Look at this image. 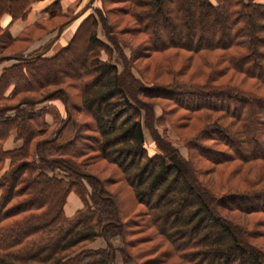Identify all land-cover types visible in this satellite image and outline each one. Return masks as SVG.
Wrapping results in <instances>:
<instances>
[{"label":"trees","instance_id":"16d2710c","mask_svg":"<svg viewBox=\"0 0 264 264\" xmlns=\"http://www.w3.org/2000/svg\"><path fill=\"white\" fill-rule=\"evenodd\" d=\"M32 1L0 0V18L8 16L6 24L0 21L1 46L6 47L8 40H29L31 28L45 29L40 23L55 15L51 4L58 1L47 7L48 18L12 36L10 23L25 17ZM112 1L119 5L107 12L112 10L115 18L110 19L102 10L99 14L114 44L117 32L112 27L116 23L123 25L122 32L144 35V48L151 52L173 49L192 54L216 51L218 55L209 65L206 80L195 89L173 80V91L158 84L164 88L159 90L145 86L133 75L136 84L132 89L126 74L111 60L101 58L100 50L109 45L98 36L100 20L89 14L80 20L69 42L52 54H41L40 49L3 67L0 107L40 98L37 96L48 88L58 89L49 98L64 102L66 95L69 103L68 86H75L80 90V108L94 122H76V133L63 143L59 139L63 129L54 140L46 141V159L39 153L41 140L54 132L47 135V122L38 121L41 110L37 104L0 110V264H114L111 239L114 234L125 239L126 224L120 218L115 195L80 159L87 153L86 147L76 146L83 127L96 132L90 147L96 159L118 167L116 181L130 184L135 201L143 208L136 219H131L129 234L136 235L131 240L137 244L161 240L141 249L143 256H149L141 264H166L173 259L176 264H264V250L249 243L245 228L218 210L228 207L227 199L239 198L257 200L242 210L264 211V203H260L264 201V185L218 195L203 184L191 160L180 158L181 165H176L168 154H149L139 94L165 96L180 89L177 94L214 97L216 103L199 102L197 107L186 108L191 112L207 110L210 113L205 117L212 116L204 127L212 130L213 137L209 138L213 143L204 141L207 137L203 131L191 140L199 153L213 169L233 162L264 163V0H169L165 9L161 6L165 0ZM77 51L84 52L85 59L78 67L65 70L63 66H69ZM43 68L51 76L40 79ZM18 95L21 97L16 100ZM211 112L219 114L213 116ZM70 122L72 119L64 127ZM10 134L21 143L5 148ZM35 140L36 149L31 151ZM220 144L223 148H217ZM250 146L254 150L239 151ZM84 181L91 186L90 193ZM71 191L78 194L83 205L67 215L64 205ZM99 236L108 246L80 247Z\"/></svg>","mask_w":264,"mask_h":264},{"label":"rangeland","instance_id":"374dc122","mask_svg":"<svg viewBox=\"0 0 264 264\" xmlns=\"http://www.w3.org/2000/svg\"><path fill=\"white\" fill-rule=\"evenodd\" d=\"M87 1L88 0H65L58 3V0L57 3L53 5L51 4V9H53L55 15L45 23H40L41 25H44L45 29L40 30L33 27L30 31L29 29L27 30L30 33L29 40H8L6 41V47L1 46L0 44V55H2L0 57V74L3 67L24 60L27 56H30L37 50L41 49L42 51L46 49L51 39L54 37L58 26L67 21L63 26L60 35L56 38L53 44L42 53L52 54L56 49L69 42L74 35L80 20L85 15L92 14L100 20L97 26L98 36L109 45L108 49L100 50L99 53L101 58L114 62L119 70L126 74V83L132 89L136 84L135 81H133L132 75L145 86H155L159 90L164 89L163 87H160L163 85L165 89H173L170 85V82L173 80L176 83L183 85L184 82H186V85L184 86H187L188 89H195L196 86L206 80V76L210 72L209 65L213 63L218 52L209 51L192 54L184 50L176 51L173 49L162 52H151L144 48V35L122 32L121 29L123 25H117L116 23H114L112 27V29L117 32V42L114 44L110 39L112 34L109 36V31L101 22L99 10H102L106 15H110V19L113 20L116 13H110L112 10L108 13L107 9L116 7V5L119 4L114 3L112 0H92L88 8L81 15L75 19L69 20L70 17L82 9ZM168 3L169 0H165L164 4L161 6L165 9L168 7ZM1 32L2 31L0 30V33ZM84 34L85 30L81 34L82 39L84 38ZM2 39L6 40V38ZM76 53V57L70 60L69 66H63L65 70L71 69L70 67H78L85 59L84 52L77 51ZM14 54H18L20 58L15 59L6 57V55ZM45 76H51V73L43 68L39 78L42 79ZM48 89L49 90L37 97H41L43 94L51 90L50 88ZM174 91L176 92L164 94L165 96H145L144 94L142 95L141 92L139 93L141 95L140 98L143 101L142 105L144 106L140 107V119H142L144 125L145 146L148 153L151 155L155 153L168 154L170 158L171 155L175 154L179 161L180 158L191 160L193 162V167L198 171V177L203 184L209 186L211 190L218 195L223 194L226 190L239 192L253 187H262L264 185V163L256 162L254 165H242L233 162L217 165L215 170L213 169V164L199 153V150L194 145L195 142L191 141L199 131H203L202 134L207 137L204 141H206V143H213L212 139L209 138L213 137L212 130L210 127H204L207 122L212 120V116H210V119L205 117L206 113H210L207 110L200 109L191 112L186 108L197 107L199 102H206V104L216 103L217 99L211 96L200 97L177 94L180 89ZM68 93L70 95L69 103H67V96L65 95L64 102L62 101V98H49L37 103L36 106L37 109L41 110V116H39L38 121L45 120L47 122L48 127L45 129L47 135L55 132L64 118H68L70 121L72 119V123H67V125L62 128L64 130L62 134H58L61 143L67 141L76 133V122L77 125L94 122L93 118L80 108L81 95L79 88L68 86ZM20 97L21 96L18 95L16 100ZM66 106H68L70 112H67L68 109ZM69 113H71L70 116ZM218 114L219 112H211V115L213 116ZM80 135L81 137L76 141V146L83 147L84 150L86 147L85 152H87L84 156H81L80 159L84 162L83 164L88 170L96 173L104 180L107 190L115 195L120 218L122 222L126 224L124 228V232H127L125 239L120 234H114L111 239L110 247L111 252L113 253V263L141 264L149 257L148 255L143 256L141 249H143L144 246L147 247L153 243H161V240L155 238L139 244L131 240L133 237H136V235L132 236L129 234V228L132 227L130 226L131 219H136V215H138L137 213L143 210V208H141V205L137 204L135 201L131 185L122 180L116 181L120 174L118 172V167L104 159H96V152L93 149H90L91 146H94L93 138L95 137L96 132L93 129H85V127H83ZM9 136L5 139L4 146L13 148L21 143V140L14 139V134H10ZM31 148V151H35L36 140L32 142ZM217 148H223V145L220 144ZM166 150L169 153H167ZM252 150H254L253 146L239 148L240 152H249ZM120 159L124 160V157L121 156ZM132 181L135 182L133 179ZM84 182L88 193H90L92 191L91 186L86 181ZM252 183H254L253 186ZM88 197L89 195L87 194L86 198ZM227 202L228 207H219V212L224 216L232 218L235 222H238V224L244 227L247 232L246 239L249 243L264 250V211L256 210L248 212L242 210L244 206L257 203V200L234 198L227 199ZM262 202L264 203V201H261L260 203L263 204ZM82 245L83 248H98L106 247L108 246V243L103 237L99 236L94 240L84 242L80 247H82ZM176 263L177 260L173 259L172 261L169 260L166 264Z\"/></svg>","mask_w":264,"mask_h":264},{"label":"crops","instance_id":"0c3cea01","mask_svg":"<svg viewBox=\"0 0 264 264\" xmlns=\"http://www.w3.org/2000/svg\"><path fill=\"white\" fill-rule=\"evenodd\" d=\"M54 1L58 0H33L30 3L29 9L25 17H19L13 20L9 25V30L12 36L19 35L27 26L34 23L39 19H46L49 17V12L47 7ZM65 0H59V3ZM263 1V0H259ZM1 24H6L8 22L7 14H4L0 18ZM10 137V136H9ZM15 139V138H14ZM6 143V142H5ZM5 148H8L5 146ZM83 205L80 197L74 192L71 191L68 196L66 203L64 205V210L67 215L73 214L77 209Z\"/></svg>","mask_w":264,"mask_h":264},{"label":"water","instance_id":"95a60500","mask_svg":"<svg viewBox=\"0 0 264 264\" xmlns=\"http://www.w3.org/2000/svg\"><path fill=\"white\" fill-rule=\"evenodd\" d=\"M91 2H92V0H88V1L85 3V5L82 7V9H81L78 13H76V14H74L72 17H70L69 20L75 19L76 17H78L79 15H81V14H82V13L88 8V6L90 5ZM69 20H68V21H69ZM66 22H67V21L61 23V24L58 26L57 31H56L54 37L51 39V41H50L48 47H47L46 49L40 51L41 54L44 53V52H45V51H46V50H47V49L53 44V42L56 40V38L60 35V33H61L62 29H63V26L65 25ZM6 57L15 58V59L20 58L18 55H6ZM57 90H58V89H54V90H52V91H49L48 93L44 94L42 97L37 98V99H34V98H25V99H22L21 101H19V102L16 103V104H13V105H6V106H1V107H0V110H4V109H7V108L13 109V108H16V107L19 106V105H23V104H26V103H29V102H30V103H36V104H37V103H40V102H42V101L48 99L49 97H51L53 94H55V93L57 92ZM65 97H66V96H65ZM66 107H67V109H69L68 106H66ZM69 116H70V113H69ZM66 122H67V120H65V121H64V122H63V123H62V124L56 129V130H55L53 136H51V137H49V138H44V139L41 140V145H40V149H39V153H40L41 156L45 157L44 154H43V146H44V143H45L46 141L54 140V139L57 137V135L59 134V132L61 131V129L64 127V125L66 124ZM45 158H46V159H49V158H47V157H45ZM171 158H172L173 162H174L176 165H181L179 159L176 158L175 154L171 155ZM56 159L60 160L59 158H56ZM104 224H106V223H104Z\"/></svg>","mask_w":264,"mask_h":264}]
</instances>
